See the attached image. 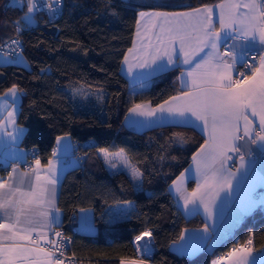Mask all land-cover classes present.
I'll return each mask as SVG.
<instances>
[{"label":"trees","instance_id":"16d2710c","mask_svg":"<svg viewBox=\"0 0 264 264\" xmlns=\"http://www.w3.org/2000/svg\"><path fill=\"white\" fill-rule=\"evenodd\" d=\"M216 1L165 4L183 8L173 5L194 7ZM140 7L127 0H66L59 19L49 22L39 13L36 26L20 34L21 53L29 67L0 64V93L13 84L23 90L18 122L27 130L22 145L37 148V158L46 163L56 138L69 134L78 154L84 156L83 163L67 170L61 181L60 226L70 231L68 224L76 209L92 211L96 233L82 231L72 237V250L80 264H120L122 259H136L133 239L146 229L152 232L154 247L147 258L149 264H210L232 248L248 245V240L259 250L264 246V209L246 215L212 248L193 255L177 254L170 248L184 229L204 224L201 216L186 217L169 190L204 137L184 126L137 131L124 125L134 103L149 100L158 104L177 92V69L155 77L150 87L135 92L120 72L133 42ZM25 12V8L21 11L0 0V42L16 33V22ZM88 140L93 143L85 144ZM101 149H107V154ZM130 166L140 171L141 188L126 171ZM189 186L193 187V181ZM129 201L134 202V210L128 217L114 215L117 203Z\"/></svg>","mask_w":264,"mask_h":264},{"label":"snow or ice","instance_id":"6c2138e0","mask_svg":"<svg viewBox=\"0 0 264 264\" xmlns=\"http://www.w3.org/2000/svg\"><path fill=\"white\" fill-rule=\"evenodd\" d=\"M11 7L19 8L23 11L27 6V12L24 13L20 22H16L18 33L26 30L29 26L35 24L34 14L45 6L41 0H8ZM61 4V0H47V7L52 11ZM167 5H154V7H166ZM174 7H183L187 11H154L141 12V17H155L161 23L158 25L159 34L157 35V45L155 54L147 52L149 59H143L137 64L140 68L149 69L147 75L151 76L155 72L167 71L168 66L176 67L181 63L180 53L183 54V65H188L187 76L191 78L189 91H182L177 96L169 97L162 104L157 105L151 110H145L142 105L136 104L129 111L140 115L154 116L157 111L160 113V119L165 118L178 122L180 126H192L195 130L199 126L201 130L210 127L209 140L201 145V153H205L203 159H198L200 153L193 156L196 164V172L202 177L204 185L209 187L211 195L207 201L201 193V184H197L196 190L189 195H184L185 206L195 203L198 194L200 203L204 205V211L208 217L215 219L213 207L216 205V199L221 191H226L228 195L223 199L219 206L218 216L223 220L226 214L234 207L233 219L238 221L244 215L250 213L257 203L264 205V199L259 202L255 199L258 189H264V174H255L247 181V188L242 189L243 181H239L235 190H232L231 178L236 174L229 169L224 168V162L231 159L230 152L239 153L240 146L235 143L238 140H244L253 133V119L258 117V131L255 132V139H251V144H257L258 141L264 142V0H243V2L229 3L225 5L202 4L199 7H192L188 4L173 5ZM220 9L219 29L213 25V16L215 9ZM246 9L247 11H241ZM227 11V19L225 18ZM20 23L25 24L22 29ZM139 28V23H138ZM194 34V35H193ZM232 40V45L227 44V40ZM195 47H192V41ZM245 42L253 45L252 50L258 51V61L252 60L250 63L241 64L240 61L246 59V53L239 52L237 49H243ZM178 43V51L175 45ZM22 47V42L13 40L9 44V53L7 61L11 63L22 62V55L15 51ZM166 45L173 46L176 51L175 58L173 51H170ZM258 45V49L255 46ZM189 47L191 50L186 51ZM224 47V51H220ZM132 52L133 49H129ZM5 55L3 47L0 46V56ZM16 57V59H13ZM166 57V59H164ZM195 57V59H192ZM128 57H125V62ZM159 61V63H157ZM194 64V67L192 65ZM157 65V67H153ZM131 68V65H129ZM241 68L244 71H241ZM42 71H44L42 69ZM236 74L234 78L233 74ZM184 74L182 73V76ZM23 94V90L18 89L16 84L0 97V109L7 106L9 98L15 105L16 101ZM19 107L14 112H9L7 123H13V116L19 112ZM243 121V135H238L241 131L240 122ZM198 122H202L199 123ZM5 126H0V135H2ZM26 130L19 126H14L13 133H9L12 142H16ZM64 137H57V143ZM249 141H245L244 147H247ZM206 150V151H205ZM101 152L107 154V149H101ZM122 151V150H121ZM56 150H53V155ZM250 154V149H249ZM116 155H120L117 153ZM241 168H244V156L240 155ZM217 162L219 167H217ZM34 172H39L40 160L37 159ZM49 176L45 181V187H41L37 193L21 192L19 187H13L8 181L0 178V189L8 188V193L0 195V220H6L0 223V264H17L18 261L26 259V254L42 255L47 264H63V261L57 257L56 253L60 251L59 242L49 240L48 233L53 230V226H58V209L55 208V185L57 180L52 161L49 160L46 165ZM114 167V165H113ZM15 172V170H13ZM211 173V176L209 175ZM138 169L133 168L132 176L134 179L139 177ZM248 174L245 173V176ZM185 173L173 183L177 185L176 191L181 192L179 186ZM13 173H9V179H12ZM37 181H41L40 175L36 176ZM211 181V183H210ZM19 193L20 198L16 195ZM264 195V193H262ZM130 203V202H125ZM211 205V206H210ZM81 211H85L81 209ZM126 215V214H125ZM213 225L205 224L203 233L210 235ZM47 229V231H45ZM37 234L38 239L33 240L32 234ZM57 237L61 236L59 232L54 233ZM151 230H144L135 236L136 242H142L140 247L143 251H149L151 244ZM149 238V239H146ZM206 237H199L190 240L185 245L187 251H196ZM181 240H184L183 235ZM40 241L52 245L51 249L44 247H29V244L38 245ZM27 242V243H25ZM252 241L248 240L247 244ZM247 247H241L229 253L230 256H236L237 253H247ZM62 255V253H61ZM124 264V261H121ZM130 264H143V261L132 260ZM212 264H220L219 261H212ZM236 264H247L244 257L241 256Z\"/></svg>","mask_w":264,"mask_h":264},{"label":"crops","instance_id":"0c3cea01","mask_svg":"<svg viewBox=\"0 0 264 264\" xmlns=\"http://www.w3.org/2000/svg\"><path fill=\"white\" fill-rule=\"evenodd\" d=\"M131 1L140 7L138 11V17L136 21V28L135 33L133 37L132 45L129 49H133L132 52L126 51L124 58L122 59L121 65H120V72L126 76L130 83L131 91L135 92L137 90L145 89L151 86L153 80L155 77L164 74L172 69L179 70L178 76L176 78V86H177V92L172 96L179 95L182 91L187 92L189 91V87L191 85V78L187 76V71L189 70L188 65H183V54L180 53V61L181 63L178 64L176 67L168 66L167 71L163 72H155L151 76L147 75V72L149 69L146 68H140L137 66L139 62H142L143 59H149V63H151L150 58L147 56V52H152L155 54V47L157 45V35L159 34V27L158 25L161 23V21L158 18L152 17H141V12H154V11H187L186 8H170L165 3H155L150 0H127ZM179 0H177L176 3L170 4H178ZM235 2H243V0H219L213 3H205L208 5H219L221 3H224L225 5L229 3H235ZM167 5L166 7H154V5ZM194 6V7H199ZM243 11H247L246 9H242ZM219 15H220V9H215V15L213 16V25L216 29H219ZM225 18L227 19V11H225ZM139 23V28H138ZM194 35V34H193ZM230 41L231 45L233 43L232 40ZM166 47L169 48L170 51H173V46L166 45ZM175 50L178 51L179 45L178 43L174 46ZM192 47H195L194 40L192 41ZM258 45L255 46L256 49H258ZM223 47H221L220 51H222ZM253 49V45L248 44L245 42V46L243 49H237L238 53L246 50ZM186 51H190L191 49L189 47L185 48ZM176 51H173V56L175 58ZM223 52V51H222ZM128 57V61L125 62V57ZM166 59V57H164ZM192 59H195L193 57ZM7 56H0V64H20L23 66L26 65L25 61L22 59V62L20 63H11L6 62ZM243 60L240 61L242 64ZM159 63V61L157 62ZM129 65H131V68H129ZM153 67H157V65H153ZM194 67V64L192 65ZM182 73L184 74L182 76ZM235 78V73L233 74ZM19 89V88H18ZM8 91V89L2 93H0V97H3L5 93ZM171 96V97H172ZM169 99V98H168ZM22 101V95L20 98L16 101L15 105L12 104L11 98H9V102L7 106L3 109H0V126H5L7 117L9 112H14L17 107L20 109ZM164 102V101H163ZM153 104L149 100H143L134 103L130 108L134 107L136 104H140L143 106L145 110H151L152 108H155L157 105L162 104ZM129 108V109H130ZM18 114H15L13 116V123H7L6 127H4V131L2 135H0V178H2L5 181H8V184L13 187H19L21 192H31L35 190L37 193L39 192L41 187H45V181L47 177L49 176L48 169L46 165L48 164L49 160L52 161L53 169L55 172V175L53 176L54 179L57 180V183L55 185V208L58 209V221L57 225L60 226L63 221V212L58 206V197H59V191H60V185L61 181L66 173L67 170L78 166V162L75 158L68 159V156L70 155V152L74 145V140L72 139L71 135L64 134L60 135L59 137H64L60 141V143H55L54 149L56 150V154L52 155V157L46 162L40 164L39 172H34L33 170L36 167V160L30 165L26 166L25 162L28 159V149L25 148L22 145V139L25 134L21 135L20 138L16 142H12L9 133H13L14 126H19L24 128L26 127L18 122ZM160 113L157 111V113L154 116H146V115H140L138 113L127 111L125 117H124V125L135 129L137 131H144L150 128L158 127V126H180L178 122L169 120L165 118L164 120H161ZM250 119H253V133L249 137H245L244 140H238L235 143L237 146H240V152H230L228 153L229 156H231V159H228L224 162V168L229 169L231 172L235 173L236 175L231 178V186L232 190L234 191L236 188V185L239 181H243L242 183V189L247 188V181L252 178L255 174H264V142L258 141L257 144H251L250 140L255 139V132L258 131V124H259V118L255 117L252 118L250 116ZM202 123V122H198ZM183 127V126H182ZM184 127H190L192 126H184ZM241 131L238 133V135H243L242 128H243V121L240 122ZM195 130L200 132L204 137V142L202 145L205 144V141L209 140L210 135V127L205 128L201 130L199 126L195 127ZM26 133V132H25ZM245 141H249L247 147H244ZM252 153L253 156H250L249 154ZM201 146L193 153L191 157L190 163L180 172V174L169 184V190L171 194L173 195L175 202L177 206L180 208L182 213L186 217H193V216H201L204 220V224L200 227L195 228H186L182 231L181 236L183 235L184 240H181V236L176 241H173L170 245V248L173 252L181 255H193L201 250L212 248L216 246L218 243L223 241L239 224V222L246 216L244 215L241 217L238 221L233 219V213L235 212V208L233 207L225 216L223 220L219 219L218 216V210L219 206L221 205L223 199L228 195L226 191H221L220 196L216 199V205L213 207V212L215 215V219L210 218L207 216V214L204 211V205L200 203L199 195L195 201V203H190L189 205L185 206L184 203V195L191 194L194 190L197 188V184H201V193H207L204 195V200L207 201L209 199V196L211 195V191L209 190L208 186L204 185L202 177H200L196 172V164L193 160V156L200 153L198 156V159H203L205 156V153H201ZM206 151V150H205ZM244 156V168H241V160L240 155ZM41 162V161H40ZM217 167H219V163L217 162ZM133 168L137 169L135 166H130L127 168V172L129 173L131 179L132 176V170ZM15 170V172L13 171ZM139 171V170H138ZM13 173L12 179H9V173ZM181 173H185V176L180 183L181 192L176 191L177 185L174 184V181H177V179L181 176ZM245 173L248 175L245 176ZM139 177L136 179L140 185H141V173L139 171ZM40 175L42 177L41 181L36 180V176ZM211 176V173H209ZM193 181V187L189 186V183ZM211 183V181H210ZM5 193H8V188L0 189V195H3ZM264 189H258L255 195V199L259 202L261 199H264ZM16 198L19 199V193H17ZM130 203L125 202H119L114 207V215L118 217H128L131 212L134 210V202L129 201ZM211 206V205H210ZM257 209H264V205L257 203V205L254 207V209L248 213L247 215L251 214ZM126 214V215H125ZM89 214L86 210V219L89 224H93L89 219ZM84 220V219H81ZM2 223L7 222L6 220H1ZM213 225L211 228V234L207 235L203 233L202 229L204 228L205 224ZM58 226H53V230L48 233V239L54 240V229ZM95 227V226H94ZM96 228V227H95ZM5 230H0V232H4ZM47 231V229H45ZM199 237H206V239L200 244L199 248L194 252L187 251L185 245L188 241L193 240L194 238ZM32 239L35 241L38 239L37 234L34 232L32 234ZM27 243V242H25ZM49 246L50 244L45 243L44 241H40L38 245H32L29 244V247H42V246ZM241 247H247L249 251L247 253H237L236 256H230L229 253H231L235 249H239ZM233 250L226 253V255L218 256L214 258L212 261L216 260L219 261L220 264H236V262L240 259L241 256L244 257V260L247 262V264H264V246L256 250L252 246L243 245L234 248ZM27 258L23 259L21 261H18L17 264H47L46 259L42 255H37L35 253L33 254H26ZM137 260V259H122L121 261H124V264H130V261ZM120 261V264H121ZM141 261V260H137ZM212 261L210 264H212ZM83 264H92V263H83ZM143 264H148L143 261Z\"/></svg>","mask_w":264,"mask_h":264},{"label":"built area","instance_id":"2783aa9c","mask_svg":"<svg viewBox=\"0 0 264 264\" xmlns=\"http://www.w3.org/2000/svg\"><path fill=\"white\" fill-rule=\"evenodd\" d=\"M41 2L44 3L45 6L43 8H41L38 12H36L35 15H37L39 13H42V14H44L47 17L49 22H54L57 19H59L60 16L62 15V13L64 11V8H65L66 0H61V4L59 6H56V10L55 11H52L51 9H49L47 7V0H41ZM7 3H8V0H7ZM24 8L27 11V6L26 5L24 6ZM17 22H20V21H17ZM19 26L22 29L25 28V24L24 23H20ZM35 26L36 25L34 24L33 26H29V27L30 28H34ZM21 33H18L17 30H16V33L13 36H11V37L3 40L2 42H0V46L3 47V52L5 54H8L9 51H10L9 44L11 43V41H13V40L21 41V38H20V34ZM227 44L231 45L230 41H227ZM12 47L15 49L16 52L21 54L22 47L21 48H16L14 45ZM224 50L225 49L223 47L222 51H224ZM244 53H246V59L243 60L242 64L250 63L252 60H256L257 64L259 63V61H258V51L257 50L249 49V50H246ZM241 71H244V69L241 68ZM235 77H236V74H235ZM92 143H93L92 140H88V141L85 142V144H88V145L92 144ZM73 151L78 153L75 143H74L73 148H72V152ZM37 152H38L37 148L28 149V159L25 162L26 166H30L35 160H37ZM77 156H79V155H77ZM250 156H253V154L251 153ZM68 159H71V157L68 156ZM79 163H80V160L78 159V164ZM79 165H81V164H79ZM0 223H2L1 220H0ZM68 225H69V230L70 231L65 230L61 226H58V227H56L54 229V233L55 232H59L61 234V236H59V237H57L54 234V240L58 241V243L63 241V243H59L60 251H58L56 253V255H57V257H59V259H61L63 261V264H80L78 256L72 250V237H73V235L75 233L82 232L83 227L86 226V223L84 222V220H81L79 218L77 209L72 213L71 218H70V222H69ZM147 239H149V238H147ZM150 239H151V244L149 246L150 250L147 251V252L143 251L142 248L140 247V244L142 242H136L135 238L133 239V243H134V246H135L136 251H137V258L138 257H142V256L150 258L153 255L154 247H153L152 236H151ZM42 247H44L45 249H51L53 246L52 245H49V246L44 245ZM61 253H62V255H61Z\"/></svg>","mask_w":264,"mask_h":264},{"label":"rangeland","instance_id":"374dc122","mask_svg":"<svg viewBox=\"0 0 264 264\" xmlns=\"http://www.w3.org/2000/svg\"><path fill=\"white\" fill-rule=\"evenodd\" d=\"M150 1H153V2H155V3H167V2H171V3H176L177 2V0H150ZM188 0H179V2L180 3H182V2H187ZM27 12V11H26ZM25 12V13H26ZM34 21H35V24L38 22L37 21V17H36V15L34 14ZM21 55H22V58H23V60L25 61V63H26V65H28L27 67H29V64H28V62H27V60H26V58H25V56H24V54L23 53H21ZM4 56H7V54H5ZM13 59H16V57H13ZM78 151V150H77ZM74 152V151H73ZM72 152V150H71V152H70V157L71 158H75L76 160H77V162H78V159L80 160V163L79 164H82L83 163V161H84V156H81V155H79L78 153H76V152H74L73 153ZM77 155H79V156H77ZM75 156V157H74ZM38 159V158H37ZM132 180L134 181V183H135V185H136V187L137 188H141V185H140V183L136 180V179H134V178H132ZM78 216H79V218L80 219H84V222L86 223V226L85 227H83V232L84 233H88V234H94V233H96V228L94 227V225L93 224H89L88 223V221H87V219H86V210L85 211H79L78 212ZM93 219V218H92ZM91 222H92V220H90ZM147 239V238H146ZM234 248H232L231 250H233ZM231 250H229V251H231ZM228 251V252H229ZM227 252V253H228ZM223 255H226V253L225 254H222L221 256H223ZM137 260H141V261H144V262H146V263H148L147 262V257H144V256H142V257H138L137 258ZM149 264V263H148Z\"/></svg>","mask_w":264,"mask_h":264},{"label":"water","instance_id":"95a60500","mask_svg":"<svg viewBox=\"0 0 264 264\" xmlns=\"http://www.w3.org/2000/svg\"><path fill=\"white\" fill-rule=\"evenodd\" d=\"M87 213L89 214V219L92 220V211L91 210H87Z\"/></svg>","mask_w":264,"mask_h":264}]
</instances>
